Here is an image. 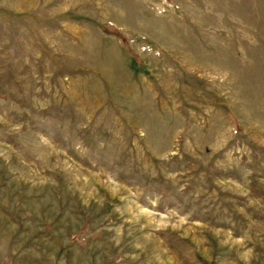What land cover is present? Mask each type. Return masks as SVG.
Instances as JSON below:
<instances>
[{
  "label": "rangeland",
  "instance_id": "374dc122",
  "mask_svg": "<svg viewBox=\"0 0 264 264\" xmlns=\"http://www.w3.org/2000/svg\"><path fill=\"white\" fill-rule=\"evenodd\" d=\"M0 264H264V0H0Z\"/></svg>",
  "mask_w": 264,
  "mask_h": 264
},
{
  "label": "trees",
  "instance_id": "16d2710c",
  "mask_svg": "<svg viewBox=\"0 0 264 264\" xmlns=\"http://www.w3.org/2000/svg\"><path fill=\"white\" fill-rule=\"evenodd\" d=\"M115 33L118 35V37L120 38V40L125 44L126 43V36H125V34L119 32V31H115Z\"/></svg>",
  "mask_w": 264,
  "mask_h": 264
}]
</instances>
